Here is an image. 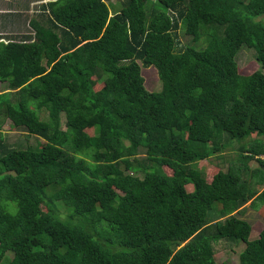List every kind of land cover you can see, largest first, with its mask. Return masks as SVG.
I'll list each match as a JSON object with an SVG mask.
<instances>
[{
  "label": "trees",
  "instance_id": "16d2710c",
  "mask_svg": "<svg viewBox=\"0 0 264 264\" xmlns=\"http://www.w3.org/2000/svg\"><path fill=\"white\" fill-rule=\"evenodd\" d=\"M119 3L56 0L0 40V264H228L218 243L264 264L243 217L264 220V0ZM6 119L37 143L7 142Z\"/></svg>",
  "mask_w": 264,
  "mask_h": 264
},
{
  "label": "rangeland",
  "instance_id": "374dc122",
  "mask_svg": "<svg viewBox=\"0 0 264 264\" xmlns=\"http://www.w3.org/2000/svg\"><path fill=\"white\" fill-rule=\"evenodd\" d=\"M120 0H108V4L110 6L112 14L118 11L121 8V4L119 3ZM24 30V29H22ZM6 37H11V35L15 34H3ZM1 37V36H0ZM179 37L183 45H190L192 44V38L185 33V30L183 28L179 29ZM237 62L240 67V71L243 74H248L250 72H253L258 68V64L256 62V53L254 49L250 48H243L240 50V52L237 54ZM142 74L145 78V84L146 87L150 91H158L162 87L161 80L159 78L157 69L155 67H147L142 69ZM7 84L0 82V93L7 92ZM39 113L42 118H46V112L39 110ZM63 123H65V117L62 118ZM3 133L5 135V138L7 139V142L14 143V142H21L26 144H32L35 145L38 141V137L28 134L25 129L22 128H16L13 126L12 121L10 119H6L3 123ZM251 139V137L249 138ZM39 140H41L39 138ZM234 146V145H233ZM233 150H228L224 153V158L228 159L230 158L229 155L232 154ZM219 163L221 165L224 164V161L218 158H212L211 160H200L196 163L197 168L203 172L207 177H211L217 172ZM253 166H256L257 163H253ZM189 189H191L189 187ZM248 208H246V212L244 213L243 217L248 219L252 224V233H251V239L257 238L261 232V230L264 227V220L260 213V209H253L251 208L250 203L247 204ZM59 206L61 207V210H64V205L62 202H59ZM225 245V244H223ZM245 247L244 243L235 244L233 246H229L228 244L225 246H222V244L218 243L216 245L217 249V260L219 262H227L228 264H240L239 260V253L240 251Z\"/></svg>",
  "mask_w": 264,
  "mask_h": 264
},
{
  "label": "crops",
  "instance_id": "0c3cea01",
  "mask_svg": "<svg viewBox=\"0 0 264 264\" xmlns=\"http://www.w3.org/2000/svg\"><path fill=\"white\" fill-rule=\"evenodd\" d=\"M53 1L56 0H0V40L35 35L36 24L45 23L48 4Z\"/></svg>",
  "mask_w": 264,
  "mask_h": 264
}]
</instances>
